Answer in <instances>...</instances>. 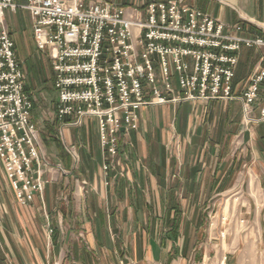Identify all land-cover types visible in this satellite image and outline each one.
Listing matches in <instances>:
<instances>
[{"label":"built area","instance_id":"2783aa9c","mask_svg":"<svg viewBox=\"0 0 264 264\" xmlns=\"http://www.w3.org/2000/svg\"><path fill=\"white\" fill-rule=\"evenodd\" d=\"M23 1L0 0V162L21 206L42 196L46 165L6 12L29 15L35 51L51 67L59 126L95 121L105 173H126L120 142L137 129L136 113L146 107L236 100L246 124L264 121V37L241 24L225 25L185 0L127 7L106 0ZM242 49L260 57L238 92Z\"/></svg>","mask_w":264,"mask_h":264},{"label":"crops","instance_id":"0c3cea01","mask_svg":"<svg viewBox=\"0 0 264 264\" xmlns=\"http://www.w3.org/2000/svg\"><path fill=\"white\" fill-rule=\"evenodd\" d=\"M106 1L127 7L142 6L152 0ZM184 3L225 25L241 24L249 35L264 37V0H185ZM244 50L238 60L237 78L247 55ZM216 105L214 102L182 103L177 106L182 117L177 116V108L172 105L137 111L138 127L121 141V152L129 162L140 165L126 175L102 171L103 156L97 131L88 121L86 129L83 125L77 128L85 145L84 150H79L83 171L78 174L86 177L91 185L75 187L68 182L67 186L57 188L50 184L45 186L41 197L36 196L25 207L14 200L0 162V264H62L64 260L68 264L190 262L189 252L199 240L204 205L214 194L228 190L234 175L253 179L261 171L253 165L248 173L245 163L237 159L229 162L225 152L215 149L223 140V126H217L212 132L218 141L215 148L210 147L212 130L206 126L214 119V113L208 112L205 124L201 128L197 126L196 132L193 130L192 134L200 141L180 150L177 146L170 155L160 147L163 145L160 138L156 140L157 145L153 143V135L160 137L161 131L172 125L176 126L177 137L184 139L191 128L192 110ZM216 117L220 124V118ZM70 129L61 127L57 141L67 155L72 147ZM248 133H243L244 137L249 135L251 146L255 144L258 153L264 155V128ZM254 134L259 135V140L254 139ZM148 140L150 144L146 147ZM54 142L46 139L45 144L63 165L64 158ZM90 163L96 164V170L87 169ZM247 164L250 166V162ZM60 219L67 231L61 239V232L54 226ZM46 225L52 229L51 237L47 236ZM72 226L79 230L76 234L71 232ZM169 253L176 258L167 263Z\"/></svg>","mask_w":264,"mask_h":264},{"label":"rangeland","instance_id":"374dc122","mask_svg":"<svg viewBox=\"0 0 264 264\" xmlns=\"http://www.w3.org/2000/svg\"><path fill=\"white\" fill-rule=\"evenodd\" d=\"M17 3L24 4L25 1L17 0ZM5 24L15 42V53L23 71L25 89H28L25 92L30 93L31 97H33L32 120L39 128V141L41 152L43 153L41 154L45 158V176L43 175V179L46 182L45 186L53 184L54 187L59 188L67 186V183L71 182L75 187H89L91 184L88 179L84 176L82 177V174H78V172L83 171L79 150L85 149L84 142L79 138L81 132L78 133L77 131L79 126L70 129L72 147L69 150L71 153H76V155L73 154L75 155L73 157L69 154L73 160L70 171L66 170L59 161L57 162V157L53 150H48L45 144L46 139L47 141H58L61 126L58 125L54 130L51 126L55 121L54 107L56 102L52 85L51 67L49 66V60L35 51L32 38L30 37L31 23L28 13L22 10H19L16 14L6 12ZM243 50L241 51L240 59L243 56ZM245 53L247 55L244 56V60H242L244 62L239 68L240 75L238 78L236 76L234 80L238 92H242L247 86L255 69L254 65L259 58V53L254 50L247 49ZM179 105L175 104V106H172L177 108V116L182 117L183 113L178 112L177 106ZM206 107L203 106L201 109L197 110V108H194L192 110V118L189 123L191 128L187 137L184 139L178 138L175 134L176 126L169 125L170 127L161 131L160 137H158L159 135H153V143L160 138V142L163 144L160 147L166 149L169 155L170 151L177 146H179V150L184 146H191V144L200 141L192 134L193 130L196 132L197 126L201 128L205 124L208 112L214 113V119L212 121L209 120L206 128L208 127L209 130H212V133L217 126H223L224 137L219 143L220 147L217 149L215 146L218 139L216 140L213 133L209 135L211 136L210 147L225 152L224 155L227 154L226 157L229 162L232 159H237L245 163L247 165L245 166V171L248 173L253 165H256L261 174L258 178L253 179L247 178L248 176L246 175L244 177L234 175L231 178V187L220 194H214L213 198L204 205L202 209L203 217L201 218V226L197 237L199 240L194 249L189 252L190 262L186 264H264V155L258 153L255 144L251 146L249 135L246 137L243 135V133L249 134L248 132H253L259 127L264 128V121L246 124L245 120H243L241 106L236 100L221 101L210 109ZM165 115L172 116L173 114L166 113ZM152 116L156 115L153 114ZM216 116L220 118V124L216 120ZM88 121L91 128L96 130V124L93 119L83 120L84 129H86ZM73 129L76 130L75 133ZM254 137L256 141L259 140V135L254 134ZM145 138L147 137L145 136ZM224 140L227 142L224 143ZM149 141L146 142V147L150 144ZM160 142L158 141V144ZM155 144L157 145V142ZM120 153H122L121 142ZM122 154L125 158H122L121 165L124 166V172H126L123 175H126L130 173L131 168L140 164L137 161V163L129 162L127 155ZM252 160L254 161L251 164ZM249 162L250 166L247 164ZM87 169L96 170V164L92 165L90 163ZM54 226L61 232L59 236L61 239L67 232L65 224L60 219V221H56ZM45 230L47 236L51 237L53 234V232H49L51 227L46 225ZM78 231L72 226L71 232L73 234ZM62 264L68 263L64 260Z\"/></svg>","mask_w":264,"mask_h":264},{"label":"trees","instance_id":"16d2710c","mask_svg":"<svg viewBox=\"0 0 264 264\" xmlns=\"http://www.w3.org/2000/svg\"><path fill=\"white\" fill-rule=\"evenodd\" d=\"M25 90L28 91L27 88ZM58 125H59V123H58V121L55 118L54 123L51 125L52 128H53V130L56 129L58 127ZM55 144H56L57 150L58 149L60 150V153L62 155V158H64L63 159L64 160L63 165H64L65 169H68L69 170L70 169V164H71V157L69 155H67V154L64 153V151H63V149H62V147H61V145H60L59 142L55 141ZM174 257H175V255H172V254L169 253L168 254V257H167V263L171 262V260H173Z\"/></svg>","mask_w":264,"mask_h":264}]
</instances>
